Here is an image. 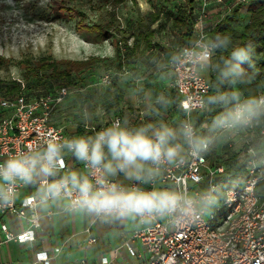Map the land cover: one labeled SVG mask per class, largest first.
Instances as JSON below:
<instances>
[{"label": "clouds", "instance_id": "clouds-1", "mask_svg": "<svg viewBox=\"0 0 264 264\" xmlns=\"http://www.w3.org/2000/svg\"><path fill=\"white\" fill-rule=\"evenodd\" d=\"M206 28L198 21L195 38L170 54V63L191 66L197 75L213 74L214 83L196 106L211 117L207 133L192 119L191 105L184 104L185 118L178 121L159 118L133 125L124 118L90 133L49 137L0 160V209L19 199L20 188L34 187L26 198L34 213L55 206L103 223L167 220L173 226L211 214L223 199L220 189L193 196L159 186V179L167 168L264 125V92L246 89L257 75L253 44H234L231 35ZM153 103L160 116L170 101L160 95Z\"/></svg>", "mask_w": 264, "mask_h": 264}, {"label": "built area", "instance_id": "built-area-1", "mask_svg": "<svg viewBox=\"0 0 264 264\" xmlns=\"http://www.w3.org/2000/svg\"><path fill=\"white\" fill-rule=\"evenodd\" d=\"M204 7L205 1L197 22L205 17ZM169 67L181 110L182 105L189 104L191 117L195 111L206 118L196 106L208 94L209 80L204 74L197 75L191 66L169 63ZM115 74L108 69L96 83L111 85ZM260 92H264V87L257 94ZM70 93L69 86L62 84L41 94L0 97V160L20 150L35 148L49 137L69 136L62 127L52 123V115L55 106ZM116 119L120 118L114 117L112 121ZM197 126L207 133L208 123ZM222 143H225L222 151L215 150L218 144L206 155L188 158L180 166L167 168L160 177L161 186L187 191L193 196L216 187L223 199L211 214L175 226L167 220L138 224L123 245L131 255H143V264H264V125ZM252 160L259 163L252 164ZM68 164L73 166L70 158ZM31 194L23 197L18 205L0 209V214L9 213L26 221L24 229L13 231L0 217L3 241L34 240L40 222L37 213L28 208L26 198ZM137 242L141 245L139 251ZM48 259V252L39 250L34 254L33 263L48 264ZM107 261L106 257L102 258L103 263Z\"/></svg>", "mask_w": 264, "mask_h": 264}, {"label": "crops", "instance_id": "crops-1", "mask_svg": "<svg viewBox=\"0 0 264 264\" xmlns=\"http://www.w3.org/2000/svg\"><path fill=\"white\" fill-rule=\"evenodd\" d=\"M203 1L206 14L202 21L207 26L206 31H209L234 3L243 1L241 10H245L244 13L247 14V6L254 0H200L197 7L198 15L203 7ZM133 4L128 11L130 12L128 25H122L117 17L122 29L119 34L118 56L115 41L109 38L114 49L96 53L93 52L94 46L99 42H93L86 48L90 52L88 56L71 58L84 59L100 55L101 60L80 73V77H85L84 79L82 77L80 84L68 85L71 89L68 95L70 97L67 96L57 109L55 108L52 123L62 127L68 135L90 133L91 129H99L105 123H110L114 117L121 120L127 118L133 125L159 118H165L170 122L182 119L183 111L179 105V97L171 84L173 73L169 67L170 54L175 53L177 48L173 44L176 35L170 28V15L167 9H163L159 12L158 18L152 21V14L156 13L162 1L140 0V9L135 2ZM167 4L169 9L170 5ZM132 8L134 16L131 14ZM160 24L163 26L158 28ZM196 25L197 20L189 41L196 36ZM105 56L108 58L113 56V65L117 69L116 77L113 78L114 83L108 86L97 84V79L95 80V71ZM119 63L120 68L117 67ZM207 74L209 76V72ZM204 75L206 77V74ZM79 92L84 94L81 107L75 104ZM160 95L167 97L170 103L168 108L161 110V115L157 116L152 106L155 98ZM66 107H69L70 115L67 121H64ZM192 118L198 125L208 123L207 115L205 118L195 111ZM222 148H225V143H220L215 150L222 151ZM34 191V187L20 188L16 205L23 197ZM37 215L40 226L32 242L3 241L0 232L1 264H43L33 263L34 254L39 250L48 252V264H143V255H131L123 245L130 232L138 226L137 223L131 221L103 223L93 217L65 213L61 207L55 206ZM0 217L13 231L26 227L25 218L9 213L0 214ZM90 238L95 240L90 241ZM135 244L137 250H141L140 243ZM103 257L108 259L106 263L102 262Z\"/></svg>", "mask_w": 264, "mask_h": 264}, {"label": "rangeland", "instance_id": "rangeland-1", "mask_svg": "<svg viewBox=\"0 0 264 264\" xmlns=\"http://www.w3.org/2000/svg\"><path fill=\"white\" fill-rule=\"evenodd\" d=\"M134 2L139 8L140 0H125L119 4L111 0H0V56L3 59L14 60L8 67L0 65V80L16 82L19 87L16 94H25L29 91L33 94L45 93L41 88L30 87V90L27 88V80L22 76L23 66L21 67L19 61L27 56L36 59L47 53H51L55 58L88 56L90 52L86 48L93 43V34L77 27L78 14H82L84 23L92 24L106 21L108 14L114 12L122 25L126 26L130 18L128 11ZM244 11L242 10L243 22L247 16ZM133 12L132 8L131 14L134 16ZM94 48L93 52L104 53L114 49V45L108 39L103 43L99 42ZM110 58L113 59V56L109 58L105 56V59H102L95 71V80H98L106 69L117 71L113 65L114 59ZM205 74L209 78L208 74ZM114 76L116 77V74ZM82 77L79 78L78 84L83 80ZM83 95L80 92L77 95L75 104H79L80 107L83 105ZM59 105L60 103L55 108L57 109ZM68 109L69 107L65 108L64 121H67L70 115Z\"/></svg>", "mask_w": 264, "mask_h": 264}, {"label": "trees", "instance_id": "trees-1", "mask_svg": "<svg viewBox=\"0 0 264 264\" xmlns=\"http://www.w3.org/2000/svg\"><path fill=\"white\" fill-rule=\"evenodd\" d=\"M118 4L124 0H111ZM162 1L152 14V21L156 20L159 12L167 9L170 15V28L176 35L174 46L179 47L188 44L193 33L194 25L198 16L197 7L200 0H157ZM154 2H152L153 4ZM168 3V4H167ZM243 1L234 3L229 10L214 24L208 31L210 33L229 34L233 38L234 44L251 42L255 48L256 77L246 86L247 91L253 94L262 89L264 85V0H254L247 6V16L243 22L242 5ZM157 4V3H156ZM170 5V8H167ZM77 27L85 32L93 34V42H103L112 38L115 41L116 56L119 55V34L122 32L121 24L114 12L108 14V19L104 22H93L86 24L83 22L82 14H78ZM163 24L158 26L162 27ZM165 50V49H163ZM101 58L99 56H89L84 59L55 58L51 53L43 54L32 59L30 56L19 61L23 69L22 76L27 81V88H41L44 92L52 91L56 86L66 84L75 85L80 81V73L95 66ZM14 63L12 59H3L0 56V65L8 67ZM18 64L17 62H15ZM121 63L117 64L120 68ZM115 80V79H114ZM210 86L214 83V76L209 72ZM114 81L112 80L113 84ZM28 90V91H29ZM19 91L16 82H3L0 80V97L15 95ZM32 91V90H31ZM26 94H33L29 91ZM210 116L207 115L209 123Z\"/></svg>", "mask_w": 264, "mask_h": 264}]
</instances>
